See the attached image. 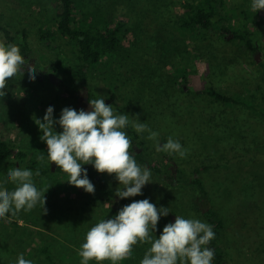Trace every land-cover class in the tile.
<instances>
[{
	"label": "rangeland",
	"instance_id": "obj_1",
	"mask_svg": "<svg viewBox=\"0 0 264 264\" xmlns=\"http://www.w3.org/2000/svg\"><path fill=\"white\" fill-rule=\"evenodd\" d=\"M251 2L229 0L227 10L229 22L236 24L239 21L242 29L249 30L252 43L258 48L256 51L246 52L240 39L229 43L221 41L218 32L215 33V44L225 46L224 51L220 52L218 47L210 50L209 40H200L197 47L193 37H182L178 29H171L169 38L157 45L145 37L140 19L136 18L139 13H136L133 21L129 20L127 37L120 41L118 51L102 55L100 62L89 72L86 83L88 100L104 98L105 103L110 104L111 91L114 90L117 93L114 110L127 114L132 121L147 124L159 133L161 144L172 137L189 150L186 158L158 153L156 142L147 139V133H137L129 125L138 134L135 142L127 129L125 131L133 147H138L142 153L136 157L133 151L136 162L151 171L152 179L142 188V195L129 199L147 198L158 209L168 207L172 222L176 215H180L210 225L200 202L201 196L191 183L193 176H198L213 207L224 221L221 244L228 264H264V116L241 104L219 102L196 91H202L205 84L213 81L222 93H236L254 104L264 105V10L253 12ZM80 4L87 12L102 8L99 0H80ZM137 9L141 14L143 9ZM55 10L51 0H0L1 23L16 34L17 43L21 46L25 45L22 35L25 31L27 52L23 56L28 64L37 68L34 81L29 79L26 71L23 76L17 75L8 81L6 95L0 97V140L6 141L14 153L23 150L29 156L43 155L46 162L47 144L40 139L43 133L35 119L42 120L49 106L54 108L56 120L65 107L87 111L85 105L79 107L77 99L65 91L68 75L54 67L57 61L69 65L79 63L77 43L60 35L54 26ZM167 20L170 19L167 17ZM170 22L167 21L168 24ZM46 31L50 35H45ZM0 40L7 44L2 32ZM182 50L184 56L191 60L192 69L198 71L193 85L189 86L195 92L184 93L187 97L183 98L173 95L175 103L172 106L160 101L163 99L159 96L153 106L148 103L149 98L139 104L133 101V97L138 95L130 91L133 88L126 89L122 84L124 77L121 71L132 70L138 78L150 80L148 89L141 92V96L153 94L151 90L156 92L160 84L155 81H161L160 89H166L175 80L171 65ZM215 59L222 61V70L218 71L219 75L213 73L207 77L208 64ZM233 59H241L242 63L232 62L238 66L236 74L227 70ZM115 63L119 64L116 68ZM133 83L139 85L136 80ZM54 128L57 132L62 131L59 124ZM153 162L164 169V173H174V187L169 179L150 168ZM50 164L56 166L55 163ZM17 167L33 172V182L38 189L49 187L44 194L47 211L44 212L38 204L30 212L22 210L15 216L7 215L0 219V264H17L21 254L33 264H80L78 252L88 230L101 219L114 217L122 207L107 200L93 182L95 191L88 193L71 185L67 181L68 176L55 167L36 176V170L29 167L27 159H18L14 155L0 159V181L7 179L9 169ZM82 167L94 168L91 164ZM197 168L199 172L195 173ZM100 174L115 190L123 187L115 174ZM6 187L12 190L15 186L8 183ZM165 225L157 224L154 233L157 238ZM42 245L48 247L51 261L41 251ZM149 246H134L132 258L120 264H140ZM90 264L95 262L90 261Z\"/></svg>",
	"mask_w": 264,
	"mask_h": 264
},
{
	"label": "clouds",
	"instance_id": "obj_2",
	"mask_svg": "<svg viewBox=\"0 0 264 264\" xmlns=\"http://www.w3.org/2000/svg\"><path fill=\"white\" fill-rule=\"evenodd\" d=\"M253 12L264 10V0H252ZM25 71L30 80L36 79L37 68L27 63L16 44L0 40V97L6 95L8 81ZM91 111L62 109L58 120L54 108L46 109L43 119H35L42 131L40 139L47 144V159L68 176L67 181L88 193L94 185L82 165L91 164L98 173L115 174L123 187L116 189V196L123 199L142 195V188L152 182L151 171L141 167L133 154V144L125 129L131 127L147 139L156 142V151L186 158L188 149L178 140L169 137L165 143L158 140L159 133L145 123L132 121L127 114L118 113L104 98L89 100ZM62 131L57 132L54 125ZM37 159L44 161V156ZM40 176L39 170L35 173ZM15 187L9 190L6 185ZM33 182V172L19 167L9 169L7 179L0 181V219L20 211L30 212L38 204L46 212L45 192ZM168 207L157 206L149 199L134 200L124 205L110 219H101L86 233L78 255L80 264H120L131 259L134 246L150 245L140 264H212L214 250L208 245L215 238L212 226L198 219L176 215L175 221L166 224L157 238L154 235L161 216H167ZM17 264H33L21 254Z\"/></svg>",
	"mask_w": 264,
	"mask_h": 264
},
{
	"label": "trees",
	"instance_id": "obj_3",
	"mask_svg": "<svg viewBox=\"0 0 264 264\" xmlns=\"http://www.w3.org/2000/svg\"><path fill=\"white\" fill-rule=\"evenodd\" d=\"M102 8H97L95 11L83 10L80 4V0H51L52 5L56 9L55 18V28L58 30L59 34L74 40L78 45L79 50V63L75 65L64 64L62 61H57L54 67L64 71L68 77L69 81L66 83L65 91L69 93L72 98L77 97V91L81 88L87 90L86 83L88 81V74L93 70L94 67L100 62L102 55L109 52H117L118 45L125 37H127L128 23L133 21V16L139 13L141 22L142 32L145 34L149 40L153 43H158L160 41H165L169 38L171 29H178L181 32L182 37H193L197 47L202 41H210V50L214 47H218L219 51H224L225 46H217V37L215 33H220L221 38L219 40L224 42L234 41L240 39V44L245 47L246 52H253L258 50L256 46L252 43L250 38V32L248 29H242L240 22L237 21L236 24H232L228 19V1L229 0H99ZM136 6L138 9H143L141 14L136 11ZM137 9V10H138ZM127 10V12H125ZM131 10V11H130ZM129 11V13H128ZM143 13V14H142ZM167 20L170 24L167 23ZM3 33L7 38V44H16L19 46L21 54L24 55L27 52V36L25 31H22L24 38V46L17 43L16 34H12L11 30L5 24L1 23L0 18V33ZM42 34V33H41ZM50 35L49 31H46L45 35ZM223 39V40H222ZM179 40V38H178ZM196 47V48H197ZM181 50V49H180ZM180 52L179 56L173 61V70L175 71V80L168 85L166 89H160L162 85L161 81H155V83H160L157 86V91L153 94H147L146 96H141V92L144 93L145 89H148L151 81L147 79L138 78L136 73L132 70L121 71L123 75V83L125 88H133L132 91L136 98L133 97V101L137 104L144 102L146 98H149L152 106L161 97L168 106H172L175 103L173 95L178 98H183L186 95L184 93L195 92L190 85H193V79L198 71L192 69L191 60L184 56ZM164 56V55H163ZM213 56L216 57V54ZM217 59V57H216ZM213 60L208 64L209 77L213 73H218L222 70L221 62L218 60ZM244 59V58H242ZM241 60V59H240ZM240 60L233 59L230 61L231 65H227V70L231 73H237V65L232 62L236 61L240 63ZM118 63H115V68ZM242 64V63H240ZM119 65V64H118ZM158 67V66H157ZM155 67L157 75L159 73L158 68ZM245 68L242 66L241 71ZM142 70V67H141ZM264 71V70H263ZM207 73V74H208ZM219 75V74H217ZM161 78V74L158 75ZM127 77V78H126ZM136 77V78H134ZM139 82V85L135 86L133 81ZM157 80V79H156ZM119 81V80H118ZM202 91L198 90V93H205L212 97L213 99L224 102L226 104H241L244 107L249 108L251 111L264 116V105L254 104L249 98L241 97V95L233 93L226 94L222 93L218 86L215 85L213 81L204 85ZM160 89V90H158ZM164 91V94H161ZM111 98L109 103L116 105V95L117 93L113 90L111 91ZM88 93V91H87ZM89 93L87 94V96ZM133 95V94H132ZM187 97V96H186ZM157 101H156V99ZM77 99V98H76ZM75 99V100H76ZM79 104V102H78ZM129 135H131L133 141L138 138V134L133 132L131 127L126 128ZM138 148V147H137ZM136 147H133V151L136 157L142 156V153L138 151ZM260 149V148H259ZM14 155L18 159H27L29 161V167L33 170H39L40 174H45L50 172L54 167L61 173L62 171L57 167L51 165L46 161H39L36 156H29L23 150H17L15 153L8 143L4 140H0V159L4 160ZM14 164V163H13ZM218 165L219 163L216 162ZM87 169V175L91 182L105 195L106 199L113 201L115 204L123 207L131 202L132 199L129 198H119L116 196V190L114 186L100 173H98L93 167H84ZM150 168L154 170L155 173L169 179V183L174 187V173L168 172L164 173V169L160 168L154 162L151 163ZM166 172V171H165ZM195 173L199 172V169H195ZM181 173V170H178ZM191 183L195 185L199 195L201 196L200 202L207 220L209 221L212 229L215 233V238L210 242L208 247L214 250V259L212 264H228L227 257L225 256V251L222 248L221 238L223 234L224 221L219 216L216 209L213 207L211 201L208 198L207 190L198 176H193ZM211 204V205H209ZM11 216V214H8ZM173 221L172 216H161L158 223L168 224ZM14 222V221H13ZM239 228V226H238ZM242 228V227H241ZM237 248V246H236ZM41 251L45 253L47 260L51 261L52 256L48 251V247L42 245Z\"/></svg>",
	"mask_w": 264,
	"mask_h": 264
},
{
	"label": "flooded vegetation",
	"instance_id": "obj_4",
	"mask_svg": "<svg viewBox=\"0 0 264 264\" xmlns=\"http://www.w3.org/2000/svg\"><path fill=\"white\" fill-rule=\"evenodd\" d=\"M87 90L81 88V90L77 91V101L79 102L80 100V97L82 98V100L80 101V103L78 104L79 107H80V104H84L85 103V100H84V97L87 95ZM89 99V98H88ZM85 107H87V105H85ZM135 147V146H134Z\"/></svg>",
	"mask_w": 264,
	"mask_h": 264
},
{
	"label": "water",
	"instance_id": "obj_5",
	"mask_svg": "<svg viewBox=\"0 0 264 264\" xmlns=\"http://www.w3.org/2000/svg\"><path fill=\"white\" fill-rule=\"evenodd\" d=\"M84 100H85V103L83 105H87V111H91V106L89 105V100H88V96L87 95L84 97ZM80 101H79V103H80ZM80 106H82V104H80ZM173 171H175V169Z\"/></svg>",
	"mask_w": 264,
	"mask_h": 264
}]
</instances>
